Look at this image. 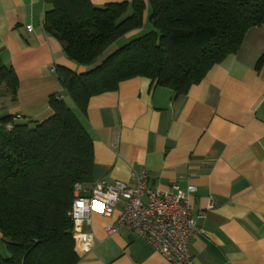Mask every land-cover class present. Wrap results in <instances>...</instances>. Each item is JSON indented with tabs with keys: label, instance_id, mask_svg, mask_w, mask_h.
I'll return each mask as SVG.
<instances>
[{
	"label": "crops",
	"instance_id": "crops-1",
	"mask_svg": "<svg viewBox=\"0 0 264 264\" xmlns=\"http://www.w3.org/2000/svg\"><path fill=\"white\" fill-rule=\"evenodd\" d=\"M121 1L90 0L95 7ZM46 9L44 0H0V63L11 66L18 79L15 100L0 93V115L16 122L41 120L51 114L48 98L56 94L76 111L92 139L93 181L131 184L132 173L145 169L151 187L196 186L193 216L199 211L204 216L197 219L202 232L188 243L194 264H264V65L255 69L264 55V24L248 29L238 51L183 95L134 77L90 97L82 114L56 68L82 73L87 67L67 58L61 43L44 31ZM92 182L79 193L87 195ZM118 213L91 214L85 228L93 246L77 251V264H167L130 229L106 234ZM0 254L7 255L1 234Z\"/></svg>",
	"mask_w": 264,
	"mask_h": 264
},
{
	"label": "trees",
	"instance_id": "trees-1",
	"mask_svg": "<svg viewBox=\"0 0 264 264\" xmlns=\"http://www.w3.org/2000/svg\"><path fill=\"white\" fill-rule=\"evenodd\" d=\"M44 2V31L67 58L87 67L82 73L56 68L82 114L90 97L134 77L183 95L238 51L248 29L264 24V0H123L101 7L90 0ZM147 24L151 29L144 31ZM133 30L139 32L126 37ZM121 38L127 41L106 53ZM262 65L264 55L256 71ZM17 88L12 67L0 63V93L15 100ZM48 104L51 114L42 120L0 115V234L7 252L0 264L79 262L68 213L75 184L93 181V142L63 99L52 94Z\"/></svg>",
	"mask_w": 264,
	"mask_h": 264
},
{
	"label": "built area",
	"instance_id": "built-area-1",
	"mask_svg": "<svg viewBox=\"0 0 264 264\" xmlns=\"http://www.w3.org/2000/svg\"><path fill=\"white\" fill-rule=\"evenodd\" d=\"M30 29V26H27ZM145 169L131 175V184L115 180H94L87 195L80 194L81 185L74 186V199L69 216L73 222L72 236L75 250L86 253L93 246L90 225L91 214L98 212L111 217L119 210L115 222L104 228L107 235L124 227L145 238L166 260L167 264H194L188 243L202 232L197 219L204 216L199 211L193 216L192 194L196 186L185 188L172 184L166 189L151 187ZM210 203L208 208H211Z\"/></svg>",
	"mask_w": 264,
	"mask_h": 264
},
{
	"label": "rangeland",
	"instance_id": "rangeland-1",
	"mask_svg": "<svg viewBox=\"0 0 264 264\" xmlns=\"http://www.w3.org/2000/svg\"><path fill=\"white\" fill-rule=\"evenodd\" d=\"M144 31H148V30H150L151 29V25H149V24H147L145 27H144ZM127 41V38H121L119 41H117L116 43H114L108 50H107V52L106 53H109L110 51H112L114 48H116V47H118V46H120V45H122V44H124L125 42ZM105 53V54H106ZM104 54V55H105ZM1 93H4V91H3V89L1 90ZM8 94V93H7ZM9 95V94H8ZM1 117V116H0ZM42 119H44V118H41V120ZM29 124H31V123H29Z\"/></svg>",
	"mask_w": 264,
	"mask_h": 264
}]
</instances>
